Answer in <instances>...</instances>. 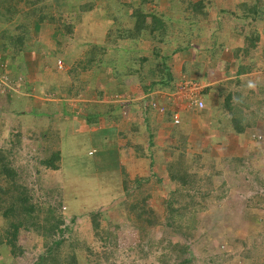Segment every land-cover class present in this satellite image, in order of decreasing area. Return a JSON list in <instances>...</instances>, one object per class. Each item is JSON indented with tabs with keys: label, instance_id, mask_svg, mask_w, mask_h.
<instances>
[{
	"label": "trees",
	"instance_id": "1",
	"mask_svg": "<svg viewBox=\"0 0 264 264\" xmlns=\"http://www.w3.org/2000/svg\"><path fill=\"white\" fill-rule=\"evenodd\" d=\"M69 1L0 0V42L9 40L1 49L6 62L12 65L17 60L19 66L15 67L16 72H24V62L17 58L33 48L30 36L32 22L38 25L53 24L57 16H66L69 13V17H74L77 13L94 14L95 19L105 26L103 39L99 43L86 44L87 48L79 52L67 69L58 73V76L57 72L55 73L57 68L55 64V68L52 67L50 72L46 70V73L42 74H47V78H42L40 82L29 80L26 83L28 90L34 89L35 86L39 89L44 86L46 95L52 93L50 94L52 97L46 99L50 101L42 105V107L48 105L50 117L56 116L59 112L62 116L65 114L66 118L71 112H74V116H79L77 107L70 109L68 102L70 100H73V103L85 102L86 108L82 117L88 126H98L101 121L109 126L122 118L120 115L122 105L89 102L85 99L88 93L102 99L104 94L117 91L127 95L131 85L137 86L143 94L154 91L171 92L174 89L176 79L170 72V54L165 52L167 51L165 48L171 49V53L182 52L192 47L195 42L197 48L194 50L196 52L209 50L211 56L215 55L217 58L214 61L210 60L209 65L219 63L218 67L221 68L220 63L223 62H218L219 53L223 52L224 47L234 38L239 41L240 46L228 48L231 59L235 61L232 73H228L232 78L202 89L201 95L209 106L208 109L204 106L200 110L197 123H190L191 117L182 111L179 113V122L173 124L171 113L174 106L171 104L166 105L162 113L155 112V115H151L148 113L147 100L143 98L144 102L137 105L143 110L141 126L145 130L140 132L137 123H130L124 125L123 132L119 134L122 142L120 149H126L127 156L140 159L145 170L140 177L134 176L131 181L129 175L133 173L132 167L124 166L120 172L123 188L129 187L130 183L135 185L134 191L125 190V193L128 192V199H131L126 207L135 213L134 236L139 242L137 245L140 247L139 259L147 255L142 249L144 243L147 250H155L153 256L156 254L154 260L157 263L193 264L194 259L187 256L186 243H170L166 240L165 242L164 238L157 239V232L153 230L159 225L160 231L171 230L186 239L188 226L186 224L194 219L193 210L196 206L205 208L203 197L214 193H217L216 197H222L218 192L224 185V180L215 179L224 173L221 166L224 165L225 169L229 170L232 168V161L235 164L241 162L250 150L243 148L239 156L232 158L230 153L227 156L222 154L221 146L235 145L244 139L256 142L261 139L260 136L258 139L257 135L247 138V133L253 125L254 117L259 114L258 105H262L263 99L257 95V98H260L258 105L252 110L249 106V97L252 96L245 92L250 91V83L243 81L246 79L240 76L250 73L255 66L252 53L255 49L260 52V59L264 60V0H231L228 7L215 10L214 13L211 8L213 9V6L215 9L220 8L218 7L220 4H214L211 0H72V3ZM17 15L20 20L13 26L12 34L8 25L17 18ZM227 27L228 32L223 34ZM88 33L90 32L84 29L82 34L80 33V38L89 37ZM140 44L145 45L144 50L139 47ZM59 45L60 40L57 39L56 46L59 48ZM44 56L55 57L52 51ZM5 67L0 65V75H6ZM212 70L216 73L218 69ZM183 72L185 73V70ZM222 73L220 76H228L226 70ZM105 77L107 82L103 90L94 89ZM87 84L91 86L89 92L85 88ZM254 87L256 89L260 84L255 83ZM209 92H214L218 102L212 103L213 100L208 99ZM79 97L85 98L80 100ZM9 100V102L12 100L11 106L18 103L15 92ZM130 106L136 108V103ZM39 111L41 112V106ZM209 111L212 112V116ZM102 112H105V117L101 119ZM110 112L111 114L107 116ZM113 112L115 113L112 114ZM42 114L47 115L43 108ZM37 118L35 117L36 120ZM204 122L208 123L207 127L211 129L212 136L206 135L198 141V137L201 135L204 137L200 129ZM40 130L42 158L39 165L44 170L55 172L60 168L59 152L55 146L57 135L44 132L42 127ZM44 133L46 134L43 139ZM20 134L19 131L12 136L17 141ZM35 172L38 173V170ZM214 179L217 186L212 188ZM146 184L145 188L139 189L141 185ZM161 188L168 191L167 198L160 199L156 207H147L145 202L152 197L158 199L155 189ZM135 193L141 195L140 199H134ZM122 206L123 204L117 205L118 212L122 210ZM244 207L242 217L248 222L251 220L253 226L259 227L261 222L256 219L251 207L248 204ZM58 210L53 207L41 208L34 204L18 169L12 167L11 157L0 151L2 260L13 262L17 257H24V249L18 241L19 231L39 234L44 226L46 233L43 251L29 264H100L98 261L102 258L98 251L92 249L93 243L98 242L97 246L102 248V254H105L107 249L115 247L117 242L115 234L110 231L107 216L96 213L88 218L90 233L95 240L89 244L86 239L74 234L70 226L63 225ZM120 215L123 214L120 212ZM251 217L256 220H252ZM260 228L264 230V226ZM259 236L260 244L252 246L253 262L250 264H264V231ZM3 252L7 256L2 257ZM59 252L62 255H59ZM246 255L240 264H246L249 258V255Z\"/></svg>",
	"mask_w": 264,
	"mask_h": 264
},
{
	"label": "rangeland",
	"instance_id": "2",
	"mask_svg": "<svg viewBox=\"0 0 264 264\" xmlns=\"http://www.w3.org/2000/svg\"><path fill=\"white\" fill-rule=\"evenodd\" d=\"M228 1L227 3H230L231 0ZM72 2V0L69 1V3ZM74 3L76 2L74 1ZM72 15L74 14L72 13ZM69 16L70 13L66 16H57L53 24L44 23L38 25L35 22L31 23L30 36L33 40V48L31 51L20 55V58H17L21 59L20 62H24V72H16L15 67L19 66L17 60H15L12 65L6 62L1 47L7 44L9 40H5L2 43L0 42V65L6 66L7 81H9L13 89V91H9L7 94L6 91L0 94V117L5 120V126L2 125L4 127L0 132V151L3 152L4 155L11 157L12 167L18 169L23 182L29 189L34 204L41 208L53 207L59 209L58 211L61 214L63 225L70 226L71 231L81 238L86 239L87 243L90 244L95 241L90 233L88 218L96 213L107 216L110 231L115 234L117 242L115 247L108 248L105 254H102V248L97 246L98 242L95 241L96 244L93 243L94 247L92 246V249L98 251V253H100V258H102L98 261L100 264H161L154 260L156 254L153 256V253L155 250H147L146 244L144 243L142 249L147 252V255L143 259H139L138 256V249L140 247L137 246L139 242L134 236L136 228L135 213L130 208L126 207L131 200L128 199L127 193L129 191H134L135 185L130 183L128 184L129 187L126 189L123 188L122 181L119 189L111 188L108 185L102 187L95 185L92 180L94 175L84 176V173L81 172V161H88L91 163V158L86 156V151L75 154L77 158L75 161L78 162L79 166V168H77L74 165L76 172L70 171L71 174H68L64 171V173L63 170L60 171L61 168L55 172L44 170V168L39 165V160L42 158V148L40 145L42 139H39L40 131L37 129L38 126L28 124L29 120L22 118L23 122L20 128L26 131L25 129L27 126H30L33 131L32 135L34 134V138L31 136V139H23L24 141H21L23 132H20L21 134L16 141L12 136L15 134L10 131V124L13 122L14 125L13 119L8 118L11 111L10 109L16 112V116L21 114L22 117L26 115L28 119H32L29 112L31 110L38 111L43 104L39 101L52 97V95H50L52 94L51 92L49 95H46L47 92L44 91V86H42L41 89L35 86L34 89L28 90L27 81L34 80L40 82L39 80L42 78H47V74H42H45L46 70L50 72L52 67L55 68V64L57 66V62L59 61L61 69L55 68V73L57 72L56 76H58V73H62L67 69L68 65L77 57L79 52L87 48L86 44L90 42L99 43L103 39L105 26L103 23L101 24L98 19H95L94 14L88 12L82 14L77 13L74 17ZM19 20L20 17L17 15V18L8 25L10 33H14L13 26ZM84 29L90 32L87 35L89 37H82L81 39L80 33L82 34ZM226 32H228V27L223 30V34H226ZM56 37L60 40L59 48L56 46ZM141 49L144 50L145 48L143 47ZM224 49L227 50L226 54H229L228 45L227 47L225 46ZM50 51L54 53V58L44 56V54L50 53ZM252 53L255 63V66L250 72L252 75L249 73V76L243 78L246 79L243 81L250 83L252 89L250 87V91L245 90V92H248L252 96L249 97V106L252 110L258 105L259 97L263 99V102L261 103L262 105H258L259 114L257 117H254L255 120L252 123L251 129L248 130L247 138L257 135L261 137L260 141L256 142L244 139L236 142L235 145H227V147L221 146L222 154L227 156V154L230 153L232 158L236 155L239 156V154L243 152V148H249L250 150L241 162L235 164L234 161H230L232 168L229 170H226L224 165L221 166V170H223L224 173L215 179L218 181L220 178H223L224 180V185L220 187V191L218 192V194H222V197H216L217 193L214 192H212L214 194L205 195V197H203L202 202H205V208L196 206L193 210L194 219L186 224L188 225L186 227V239L171 230L160 231L159 225L153 230V232H157V239L164 238V241L166 240L170 243H186L188 246L187 256L194 259L193 264H240L243 263L242 258L247 256L246 254H248L250 258V260L248 258L246 264H250L253 262L251 261L253 258L252 246L254 247L260 244L261 238L259 235L264 231L260 228L264 226V60L260 59V52L257 49ZM226 54H223L222 51L219 53L218 62L222 61L223 63H220L222 66L216 71L218 76L223 74V70H226V75H228L235 65V61ZM216 59L215 55L213 57L211 56L209 50L203 52L200 58L198 71L208 73V70L212 69L209 65L210 60L214 61ZM225 63H227V65ZM219 70L220 72L218 73ZM198 71L193 68H186V73L191 79L197 80L203 84V82H205V76L198 77ZM11 72L15 73L11 74ZM201 74L203 75V73ZM83 76H87V74H83ZM227 78H232L231 74H229ZM106 80V77L100 80L94 89L101 91L100 89H102L107 82ZM255 83L260 84V87L255 89ZM85 88L89 92L91 86L87 84ZM13 92H16L15 94L18 99L16 106H11L9 102ZM129 92L131 93V89L128 91V94L131 96ZM121 94L122 93L118 91L111 94H104L102 99H105V101L94 97L91 93H88L86 98L79 97V99L81 98V100H84L85 98L89 102L101 101L99 103L104 105H110L109 103L121 104L122 110L120 111V115L122 119L125 118L124 120L142 122L143 110H136V112H134L132 108L130 111H133L134 114H129L125 106L128 105L129 107L133 101H127L128 98L125 99L124 97H120ZM115 95L117 98L114 97ZM257 95H259L258 98ZM27 97H29L28 100ZM119 100H125L126 102L123 104V102L121 103ZM73 102V100L68 102L70 109L75 107ZM204 103L205 109H208V105H206L207 100L204 99ZM190 111L193 114L190 118V123H197L196 121L199 119L198 116L200 111ZM72 113L73 112L70 113V117H74ZM148 113L151 115L155 114H153L150 109ZM77 118L76 116L75 120L80 121V119L77 120ZM200 129L204 137L201 135L199 138H205L206 135H210L207 127H200ZM51 133L56 134V129L55 133L53 131ZM200 140L201 139H198V141ZM74 143V150L76 147L81 150L82 146H87L81 132H78V135H76ZM74 143L70 145L72 146ZM243 144L246 146H243ZM66 147L67 145L64 144L61 146L62 152L67 151ZM219 153L220 152H217V154ZM125 154H127L126 149H120L122 165L127 167L129 158L127 159ZM70 158L66 160V163L73 164ZM112 164L113 162L110 158L105 160V165L99 164L97 168L104 166V169L107 170ZM131 167L133 173L129 175V181H131V178L134 176L140 177L138 176L140 171L139 168H137L139 165L137 164L135 168L133 165H131ZM35 170H38V173H36ZM78 170L81 172L80 174H78ZM105 170L99 171L102 172ZM76 175L78 176L75 177ZM215 183L216 180L212 183V188L217 186ZM146 186L147 184L141 185L139 189L142 190V187L145 188ZM125 190L128 192L125 193ZM155 193L159 198L156 199L152 197L148 199L145 202L147 207H156V203H158L160 199L167 198L168 196V191L164 188L155 189ZM140 196L141 195L135 193L134 199H140ZM118 204H123L122 210L120 211L123 215H120V212L116 209ZM245 204L251 207L256 219L261 222L259 227L253 226L251 220L248 222L242 217ZM42 219L43 217L41 215V220ZM256 219L252 218L254 221ZM45 233L46 230L44 226H42L39 234H27L22 230L19 231L18 241L24 249V257H17L13 262L5 259L2 260L0 257V264H29L34 261L43 251ZM59 255H62V253L59 252ZM1 256H7V254L3 252Z\"/></svg>",
	"mask_w": 264,
	"mask_h": 264
},
{
	"label": "crops",
	"instance_id": "3",
	"mask_svg": "<svg viewBox=\"0 0 264 264\" xmlns=\"http://www.w3.org/2000/svg\"><path fill=\"white\" fill-rule=\"evenodd\" d=\"M211 1L214 4H220V6H218L220 8L215 9L214 6H213V9L211 8V11L213 13L215 12V10L222 9L224 7H228L227 6L228 5L227 2H229L228 0H211ZM227 25L229 26L230 24H227ZM230 27H232V26H230ZM234 39H233V42L229 43L228 48L240 46V44L238 43L239 41L237 42ZM139 47L143 48V47H145V45L140 44ZM226 47H227V45H226ZM195 48H197L195 42H193L192 47H189L185 51L183 50L182 52L171 53V49L165 48L167 50L165 52L168 55L170 54V60H169L170 72L173 75V77L176 79V83H178L183 78L188 79V80H192L190 78V76L186 73V68H191V69L193 68L194 70L198 71V68L200 65V58H201L203 51L196 52L194 50ZM226 51L227 50L224 49V51L222 53L226 54ZM226 55H228L230 57V54L227 53ZM218 64L219 63H216L214 65L212 64V66L210 65V67L212 69H215V70L220 69V67H218ZM212 69L208 70L209 71V72L207 71L208 73H205L203 71H198V74H197L198 77L205 76V80H204L205 82H203V84H201L199 81L196 80V82H199L202 85V87H203L202 89H205L206 87H208L210 85H215L217 82H222L223 80L228 79L227 76L217 77L218 75L216 73H213L214 70H212ZM183 70H185V73L183 72ZM219 72H220V70L218 71V73ZM201 73H203V75ZM250 74L252 75V73H250ZM250 74L247 73V74L242 75L240 77H242V79H243L244 77H247ZM193 81H195V80H193ZM130 89H131V93L130 92L129 93L131 94V96L129 94H127V95L121 94L120 97H124L125 99L128 98L127 101L132 100L133 103H136V108H134L130 105H129V107H128V105L125 106V107H127V112L132 115V114H134V112H136V110L141 111L138 105L141 102H144L142 100V98L144 97V94L140 91V89L137 86L131 85V87L129 88L128 91H130ZM100 90H103V87ZM102 92L106 93L104 91H102ZM172 92L173 91L168 92V93L167 92H163V93L164 94H170ZM207 96H208V99H210V101L213 100L212 103L217 101V98L214 95V92H209ZM108 97H110V96H108ZM47 101H50V100L44 99V100L39 101V102L44 104ZM102 101H105V99L104 100L102 99ZM107 102H111V101H107ZM11 103H12V101L10 102V104ZM74 104H75V107H77V109H76L78 112L77 115H79V116H77L78 117L77 120L80 119V121L75 120L76 116H74V117L69 116L68 118H66L65 114H63V116L61 115V112L57 113L56 116L50 117V115L48 114V110H47L48 105H46V107H41V112L39 110L38 111L31 110L29 113H30L32 119H28L26 115H24V117H22L21 114L16 116V112H14L12 109H10L11 111L9 113L8 118L13 119V121H14V125H13V122L10 124L11 125L10 131L14 134L16 132H19V131L23 132L21 135V137H22L21 141H24L26 139H31L30 138L31 136H32V138H34L33 137L34 134L32 135L33 131H32L30 126H27V128L25 129L26 131H23L22 128H20V127H22L21 123L23 122V119H25V118L27 120H29L28 124L37 125L38 126L37 129L40 132H42L40 130V127H42V130H44V132L47 131L46 133H50V134L52 131L55 133V129H56L57 143L55 146L59 152V160L58 161H59V166L61 168L60 171L61 170H63V172L66 171L68 174H71L70 171L76 172L75 167L79 168V166H78V162L75 161V159L77 160L75 154H77V153L79 154V153L86 151L85 152L86 156L88 158H91V163H89L88 161H84L85 162V164H84V162H82L80 160L81 161L80 168L82 170L81 172L84 173V176L85 175L86 176L94 175L92 180L94 181L95 185H97L98 187L108 185L111 188L113 187V188L119 189L120 185H121V178H120L121 173L120 172L122 171V169L124 167V165H122V162H121V156L122 155H120L121 141H120L119 134H120V132H123L124 125H127V124L129 125L130 123H137L138 130L140 132H143L145 130L141 126L142 125L141 123L143 121L142 122L141 121L136 122L134 120L128 121V120H124L125 118H123V119L121 118L120 121L109 124V126L104 125L102 121L100 122V124H98V126H88V125H86V122L84 121V119L82 117V115H84V109L86 108V104L84 102H81V103L78 102V103H74ZM109 104L113 105L112 103H109ZM180 104H181L180 106L176 107L178 114L183 111V112H186L187 114H189L190 117H192L193 114L191 113L190 110H188L185 107L184 103L180 102ZM114 105L117 106V105H121V104H114ZM206 105H208V103H206ZM131 107L134 109V112L130 111V110H132ZM42 108H43V112L47 113V115H44V114L41 115ZM209 110H211V109H209ZM32 111H34L36 114H38L39 112L40 113L37 116L35 113H32ZM98 112L100 113L101 111L98 110ZM197 112H199V111H197ZM209 112L211 115L212 112L211 111H209ZM114 113L115 112H113L112 114H114ZM72 114L75 115L74 112ZM110 114H111V112L108 113L107 116H109ZM153 114H154V112H153ZM179 116H180V114H179ZM35 117L36 118L38 117L37 118L38 120H36ZM43 117H45V118H43ZM104 117H105V112H102L100 118L102 119ZM202 124H203L202 128H206L208 125L207 122H206V124H205V122ZM2 125L5 126V120L0 117V126H1L0 132L2 131V128L4 127ZM207 128H208V130H209L208 132L210 134L208 136L211 137L212 131L209 129V127H207ZM160 131H161V129H160ZM78 132H81V135L84 136L85 143L87 144V146H82L81 150L76 147L74 150L73 149L75 147L74 139H75L76 135H78ZM46 133H44V137H42L43 139L45 138ZM39 139H41V137ZM198 139H199V137H198ZM62 143L64 145H67V147H66L67 151L66 152H62V150H61V146H63ZM71 143H74V144L71 146L70 145ZM70 156H71V158H70ZM125 156H127V155L125 154ZM69 158L72 159L73 164L72 163H70V164L66 163V160ZM110 158L112 159L113 164L110 165L107 170L104 169V166H100V168H97V165H99V164L105 165V160L110 159ZM126 158L127 159L129 158L128 164L130 165L127 167H131V165H133L135 168V166H137V164L139 165V167H137V168H139V171H140V174H138V176H141L145 171L143 169L144 166L142 164V161L140 159H135L134 157H132L130 155L127 156ZM74 165H75V167H74ZM99 170H105V171L100 172ZM81 172H79V170H78V174H80ZM77 176L78 175H76L75 177H77ZM85 179H87V178H85Z\"/></svg>",
	"mask_w": 264,
	"mask_h": 264
},
{
	"label": "built area",
	"instance_id": "4",
	"mask_svg": "<svg viewBox=\"0 0 264 264\" xmlns=\"http://www.w3.org/2000/svg\"><path fill=\"white\" fill-rule=\"evenodd\" d=\"M57 68L61 69L59 61L57 62ZM7 80V75H0V93L11 89L10 83ZM202 88L203 87L199 82L183 78L177 83L172 93H147L143 98L147 100V104L157 113L163 112L165 107L164 103L167 102L173 105L174 110L171 113V119L173 124H177L179 122V115L176 107L181 105L180 102H183L188 110L200 111L204 108V102L200 94ZM114 97L117 98L116 95ZM160 100L163 104L159 102ZM119 101L121 103L123 102V104L126 102L125 100ZM257 138L259 139V136H257Z\"/></svg>",
	"mask_w": 264,
	"mask_h": 264
},
{
	"label": "clouds",
	"instance_id": "5",
	"mask_svg": "<svg viewBox=\"0 0 264 264\" xmlns=\"http://www.w3.org/2000/svg\"><path fill=\"white\" fill-rule=\"evenodd\" d=\"M193 80V79H192ZM196 81V80H195ZM176 85H177V83L175 84V87H176ZM175 87H174V89H175ZM174 89L172 90V91H174ZM9 91H13V89H12V86H11V89H9V90H7L6 91V94L9 92ZM202 91V90H201ZM163 93V92H161V91H154V92H152V93ZM4 93V92H3ZM16 93V92H15ZM168 93V92H167ZM0 94H2V93H0ZM164 94V93H163ZM200 94H201V92H200ZM144 95H146V94H144ZM201 97H202V95H201ZM202 100H203V102H204V99L202 98ZM159 102H161L162 104H163V102L160 100ZM169 103H164V106H166V105H168ZM146 105H147V107H149V109H151L154 113H155V111L147 104V102H146ZM204 106H205V103H204ZM179 115V114H178Z\"/></svg>",
	"mask_w": 264,
	"mask_h": 264
}]
</instances>
